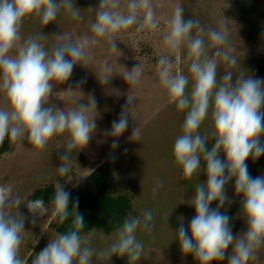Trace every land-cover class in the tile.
Listing matches in <instances>:
<instances>
[{
	"label": "clouds",
	"instance_id": "clouds-1",
	"mask_svg": "<svg viewBox=\"0 0 264 264\" xmlns=\"http://www.w3.org/2000/svg\"><path fill=\"white\" fill-rule=\"evenodd\" d=\"M154 0H100L89 21L90 34L74 38L71 32L54 36L47 46L42 31L23 37L26 21L38 19L42 26L57 20L63 11L72 20H83L75 0H0V146L6 137L11 144L27 139L31 154L39 156L49 142L64 136L66 149L61 154L58 172L68 176L71 172L72 154L85 148L97 125L96 101L88 103L74 98L77 90H65L76 106L67 110L50 104L54 87L69 80L75 65L90 67L97 48L106 49L109 56L119 54L117 41L129 32L144 34L160 26ZM163 49L156 57V75L167 97V103L186 112L181 134L174 141L172 162L182 179L191 180L201 172V161L206 163V182L197 183L194 196L188 201L195 215L188 228L181 223L176 231L181 251L192 255L199 264L223 261L227 249L228 264H249L258 259L264 247V175L253 178L246 160L264 155V80L240 72L233 79L227 71L218 79V65L223 61L228 67L237 66V57L230 43L226 22L217 28L201 25L198 19L184 17V9L177 4L165 21ZM184 52L191 77L173 71V57L179 64ZM118 55V56H119ZM92 68V67H90ZM93 69V68H92ZM115 73L108 60L99 62L94 69L99 82L107 84L113 74H120L134 88L141 82L144 65L139 62L131 70ZM79 95L82 97L80 91ZM63 99L60 95H56ZM136 97L129 91L118 120L112 122L108 134L121 136L128 128V118ZM211 116L212 127L208 133L214 145L209 148L201 134L202 124ZM133 117V116H132ZM140 127L133 129L131 139L138 141ZM119 146L114 140L112 148ZM223 153L226 159L220 158ZM234 179V189L242 196L241 214L247 230L234 236L230 217L221 212L226 201L231 203L225 187ZM157 183H161L157 180ZM70 193L59 183L51 201L52 215L60 224L69 216L72 221L65 234H57L45 248L34 256L31 264H107L114 255L127 257L128 264H137L143 256L144 243L137 238L138 230L151 233L155 218L151 209L143 215L125 217L117 230L116 239L99 251L90 246L89 236L82 235L84 218L77 211L78 201L69 209ZM218 202L216 208L210 205ZM29 213L35 218L48 214L42 199L26 200ZM23 202V203H25ZM21 197L11 184L0 185V264H25L20 256L26 217L19 211ZM35 223V219H33Z\"/></svg>",
	"mask_w": 264,
	"mask_h": 264
},
{
	"label": "rangeland",
	"instance_id": "rangeland-1",
	"mask_svg": "<svg viewBox=\"0 0 264 264\" xmlns=\"http://www.w3.org/2000/svg\"><path fill=\"white\" fill-rule=\"evenodd\" d=\"M100 0H75V6L80 8L83 20H72L63 11L57 20L42 26L38 19L26 21L22 34L24 38L43 32L48 36L42 41L47 46L54 43V36L62 32H71L73 37L90 34L89 21L94 19V12ZM157 19L160 26L156 30L144 34L129 32L122 41H117L119 54H109L106 49L97 48L95 59L90 67L75 65L69 80L55 85L50 104L65 110L76 106L67 97L65 90H77L76 100L88 103L89 97L96 101V129L85 148L72 154L71 172L61 176L58 168L61 166L60 156L64 148V136L53 138L39 156L31 154L32 146L27 139L18 142L12 153L0 158V185L11 184L14 192L21 197L22 204L18 211L26 217L23 242L20 256L25 264H31L32 259L50 239L57 233L50 228L55 217L52 215V204H46L48 214L33 217L29 213L26 200L38 189L57 183L68 193L78 189L96 192L90 175L99 166L106 164L110 168V185L113 191L127 190L134 200L136 215H143L145 209H151L155 218V227L151 233L138 230L137 238L144 243L142 258L137 264H199L192 255H185L180 248L176 231L181 223L188 228L195 215V208L188 201L194 196V186L206 182V163L201 161V172L191 180L182 179L180 170L173 165L172 149L174 141L182 131V123L186 112H180L175 105L167 103V97L161 89L156 75L157 56L163 49L164 21L172 14L177 4L184 9L185 19H198L201 25L217 28L224 20L228 26L229 38L234 48L233 55L237 57V66L230 68L223 61L218 65V79L227 71L233 72V79L240 72L254 78L264 80V0H154ZM182 60L179 64L173 57V71L179 70L191 77L188 65L184 61V52L179 53ZM119 55V56H118ZM107 59L115 73H122L126 68L131 70L137 64L144 65V75L140 84L134 88L120 74H113L107 84H101L94 69L98 70L99 62ZM80 91L82 97L79 95ZM131 92L136 100L133 103L128 118V128L119 137H113L107 130L112 122L119 119L122 107L126 103L127 93ZM60 95L63 99H59ZM2 101V94H0ZM2 106V104H0ZM140 127L138 141L131 139L133 129ZM212 127L211 116L204 121L200 132L208 140ZM119 146L112 148L113 141ZM264 143V136L261 137ZM222 160L226 159L220 153ZM249 174L255 178L264 175V155L253 160H246ZM159 180L161 183H157ZM234 179L229 181L225 191L229 200L221 208V212L230 217V227L234 236H239L247 230L246 221L241 214L242 196L234 189ZM25 202V203H23ZM218 202H213V208ZM212 207V205H211ZM35 219V223H33ZM117 231L109 236L102 232L86 234L90 238V246L99 251L108 247L116 239ZM232 251L227 249L223 261H213L212 264H228L227 255ZM93 264H97L93 257ZM107 264H128L127 257L112 256ZM249 264H264V247L258 252V259Z\"/></svg>",
	"mask_w": 264,
	"mask_h": 264
},
{
	"label": "trees",
	"instance_id": "trees-1",
	"mask_svg": "<svg viewBox=\"0 0 264 264\" xmlns=\"http://www.w3.org/2000/svg\"><path fill=\"white\" fill-rule=\"evenodd\" d=\"M16 144H11L6 137L4 144L0 146V158L12 153ZM206 145L210 150L214 145V140L210 139L206 141ZM110 178V168L107 167L106 164H103L90 175V179L95 184L96 192H87L84 189L70 192V211L73 204L78 201L77 211L84 218L82 235L97 231L109 236L118 230L126 216L130 213L136 215L134 200L129 191H113L109 182ZM54 194L55 185L51 184L36 190L29 197V200L42 199L45 204H52L51 201ZM211 205L210 207L213 208V203ZM71 221L72 216H69V219L64 224H60L58 220L55 219V221L51 223L50 228L57 234H65L71 225Z\"/></svg>",
	"mask_w": 264,
	"mask_h": 264
}]
</instances>
